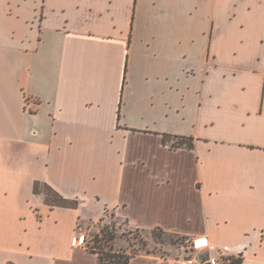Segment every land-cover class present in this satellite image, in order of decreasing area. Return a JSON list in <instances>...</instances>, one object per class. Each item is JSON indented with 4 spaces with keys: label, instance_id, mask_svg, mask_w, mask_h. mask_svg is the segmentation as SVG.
Wrapping results in <instances>:
<instances>
[{
    "label": "crops",
    "instance_id": "obj_1",
    "mask_svg": "<svg viewBox=\"0 0 264 264\" xmlns=\"http://www.w3.org/2000/svg\"><path fill=\"white\" fill-rule=\"evenodd\" d=\"M109 211L264 264V0H0V264H98Z\"/></svg>",
    "mask_w": 264,
    "mask_h": 264
},
{
    "label": "trees",
    "instance_id": "obj_2",
    "mask_svg": "<svg viewBox=\"0 0 264 264\" xmlns=\"http://www.w3.org/2000/svg\"><path fill=\"white\" fill-rule=\"evenodd\" d=\"M168 138H172L170 135H166ZM177 138L178 145L186 144L188 147H192L193 143L192 137L186 136H175ZM34 192L37 194H42L44 200L51 206H65V207H78L79 202L77 200H69L62 195H60L55 189H53L48 184H42L39 181H36L34 186ZM108 213L106 214V216ZM102 217L99 220H103ZM81 220V219H80ZM94 222V221H91ZM79 227L80 224L78 225ZM140 231H147L149 236L150 243H142L143 248L140 249L139 253L147 254H157V255H166L163 249V246L167 242V237L177 236L173 233L164 231L161 228L156 229H142L137 228ZM185 236H177L181 248L183 249V254L186 253L187 248L184 245ZM119 238V235L114 226L105 225L101 227L98 231L92 234L90 238H87L85 235V245L89 251L96 254L98 257V264H129L131 259L136 256L137 253H129L127 250L122 249L121 251L114 249V242ZM225 261L224 264H241L243 257L239 255H223Z\"/></svg>",
    "mask_w": 264,
    "mask_h": 264
},
{
    "label": "rangeland",
    "instance_id": "obj_3",
    "mask_svg": "<svg viewBox=\"0 0 264 264\" xmlns=\"http://www.w3.org/2000/svg\"><path fill=\"white\" fill-rule=\"evenodd\" d=\"M78 234L87 235L90 238L93 233L98 231L105 225L114 226L119 238L114 242V249L121 251L127 250L129 253H139L140 249L144 247L142 243H150L147 231H140L139 229L130 226L124 217L120 216L116 211H109L107 216H104L103 220H97L94 222L79 220ZM166 255H170L176 258L183 256V249L177 239V236L167 237V242L163 246Z\"/></svg>",
    "mask_w": 264,
    "mask_h": 264
},
{
    "label": "built area",
    "instance_id": "obj_4",
    "mask_svg": "<svg viewBox=\"0 0 264 264\" xmlns=\"http://www.w3.org/2000/svg\"><path fill=\"white\" fill-rule=\"evenodd\" d=\"M186 253L179 258L182 264H224L223 251H216L215 246L207 236H185ZM74 243L85 245V235L74 238ZM229 255V254H227Z\"/></svg>",
    "mask_w": 264,
    "mask_h": 264
}]
</instances>
